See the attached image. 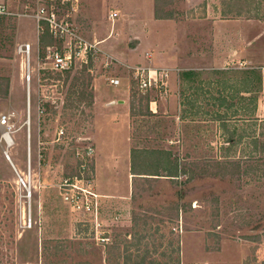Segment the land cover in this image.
<instances>
[{"label":"rangeland","instance_id":"rangeland-1","mask_svg":"<svg viewBox=\"0 0 264 264\" xmlns=\"http://www.w3.org/2000/svg\"><path fill=\"white\" fill-rule=\"evenodd\" d=\"M224 3L233 12L228 18ZM38 4L20 0L17 14L0 19V116L9 119V127L0 126V264H200L204 251L264 264V116L176 120L154 104L152 112L155 95L137 89L128 63L118 59L122 51L111 40L96 45L113 30L110 0L54 2L96 48L86 64L53 70L44 42L59 43L37 28L31 14ZM158 8L173 18L208 13L264 22V0H159ZM25 42L29 99L17 50ZM113 76L119 85L108 84ZM121 97L131 118L128 163L121 130L114 133L118 160L96 149L103 107ZM174 165L177 176H168ZM86 180L100 195L92 214L63 200Z\"/></svg>","mask_w":264,"mask_h":264},{"label":"crops","instance_id":"crops-1","mask_svg":"<svg viewBox=\"0 0 264 264\" xmlns=\"http://www.w3.org/2000/svg\"><path fill=\"white\" fill-rule=\"evenodd\" d=\"M154 1L110 0L118 16L111 19L114 25L110 36L96 45L105 47L111 40L122 51L119 60L168 70V95L157 100L156 112L161 109L176 120L263 117L264 22L247 18L210 19L208 13L206 17L202 14L191 19H158L154 16ZM0 2L10 15L18 13L20 0ZM22 22L25 20L21 19ZM27 31L30 29L19 30L23 34ZM116 101L117 105L103 107L108 113H103L107 119L98 123L96 149L105 155V160H118L114 133L121 130L128 163L131 118L123 107L126 98L110 102ZM202 254L206 257L200 264H242V258L230 262L214 252Z\"/></svg>","mask_w":264,"mask_h":264},{"label":"built area","instance_id":"built-area-1","mask_svg":"<svg viewBox=\"0 0 264 264\" xmlns=\"http://www.w3.org/2000/svg\"><path fill=\"white\" fill-rule=\"evenodd\" d=\"M55 1L56 0H38L39 4L37 8L34 9L31 16L35 19L39 30H44V28H46V31L51 39L59 43V45L56 43L45 45V49L47 50L45 63H48L53 70L65 71L69 70L77 62L86 64L88 61L89 51H94L96 47L95 43L87 42L79 34H77V29L71 19H69L68 14L66 16L59 14L58 8L54 4ZM60 1L64 3L69 0ZM72 10H75L74 7H72ZM7 15H10V12L7 10L6 5L0 2V19ZM109 16L112 19L116 18L118 16V12L116 10L112 11ZM17 50L24 56L27 99H29L31 44L27 42L20 43L17 45ZM126 67L128 68L131 78L140 92L144 94L154 93L155 97L149 100V108L152 112H155L152 105H155L157 100L165 99L168 95V70L163 67L150 68L141 64H128ZM108 79L109 85L116 86L120 84V79L118 77L113 76ZM27 113L28 122L29 107ZM8 120V116L6 114H2L0 116V126L9 127ZM5 133L7 132L1 133L2 139ZM3 140L6 143V140ZM11 143L13 144L12 140ZM86 150L87 155L94 151L92 146L87 147ZM5 156L8 160H10L7 153ZM19 180L23 186H26L22 177L19 176ZM27 192L29 197L30 189ZM99 197L100 195L93 190L91 184L88 183L87 180L84 188L73 185L68 189V191L63 193V200L71 204L72 207H75L83 214H92L93 211H97V201ZM28 222L30 223V220H28Z\"/></svg>","mask_w":264,"mask_h":264},{"label":"trees","instance_id":"trees-1","mask_svg":"<svg viewBox=\"0 0 264 264\" xmlns=\"http://www.w3.org/2000/svg\"><path fill=\"white\" fill-rule=\"evenodd\" d=\"M155 3V5H154V16H155V18H158V19H160V18H171V15L170 14H163V13H161L160 11H159V8H158V3H159V0H155L154 1ZM223 7H222V10H221V15H222V18H228L227 17V15L228 14H231V13H233L232 12V9H231V7L230 6H228L227 7V5L224 3V5H222ZM228 13V14H227ZM240 15V13H238V14H236L235 16H239ZM46 34V33H45ZM47 36H49L48 35V33L46 34ZM40 37V36H39ZM50 37V36H49ZM51 38V37H50ZM40 39V38H39ZM42 39H43V36H42ZM43 41H44V39H43ZM50 43V42H49ZM48 42H44V45H47V44H49ZM250 119H257V118H250ZM134 151L132 150V151H130V158H131V173L132 174H137V172H134V166H133V161H134V159H135V156H134V153H133ZM173 171L171 172H169V174H167L168 176H171V177H175V176H177V165H174L173 167ZM190 177L188 176V179H189Z\"/></svg>","mask_w":264,"mask_h":264},{"label":"bare ground","instance_id":"bare-ground-1","mask_svg":"<svg viewBox=\"0 0 264 264\" xmlns=\"http://www.w3.org/2000/svg\"><path fill=\"white\" fill-rule=\"evenodd\" d=\"M3 136H4L3 139L6 140V144H7L8 146L12 145V143H11L12 138H11V140H10V137H11V136H10L8 133H5ZM30 187H32V186H30Z\"/></svg>","mask_w":264,"mask_h":264},{"label":"water","instance_id":"water-1","mask_svg":"<svg viewBox=\"0 0 264 264\" xmlns=\"http://www.w3.org/2000/svg\"><path fill=\"white\" fill-rule=\"evenodd\" d=\"M119 102H122L121 100Z\"/></svg>","mask_w":264,"mask_h":264}]
</instances>
